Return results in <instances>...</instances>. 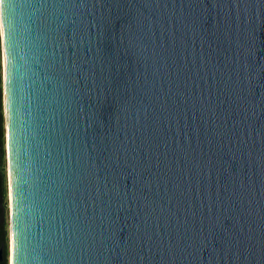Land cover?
<instances>
[{"label": "water", "instance_id": "1", "mask_svg": "<svg viewBox=\"0 0 264 264\" xmlns=\"http://www.w3.org/2000/svg\"><path fill=\"white\" fill-rule=\"evenodd\" d=\"M0 39L9 264H264V0H0Z\"/></svg>", "mask_w": 264, "mask_h": 264}, {"label": "rangeland", "instance_id": "2", "mask_svg": "<svg viewBox=\"0 0 264 264\" xmlns=\"http://www.w3.org/2000/svg\"><path fill=\"white\" fill-rule=\"evenodd\" d=\"M2 84H3V75H2V62H1V39H0V114H1V124L3 133L0 137V171L3 175V194L0 196V204L3 207V218L5 221V227L7 229V238H6V258L7 264H9V254H10V240H9V224H10V211H9V194H8V177H7V158H6V138H5V129H4V107L2 100Z\"/></svg>", "mask_w": 264, "mask_h": 264}, {"label": "trees", "instance_id": "3", "mask_svg": "<svg viewBox=\"0 0 264 264\" xmlns=\"http://www.w3.org/2000/svg\"><path fill=\"white\" fill-rule=\"evenodd\" d=\"M3 129L1 124V114H0V137L2 136ZM0 193L3 194V175L0 172ZM6 238H7V229L5 227V221L3 218V210L0 207V244L4 245V251L6 253ZM4 264H7V259H5Z\"/></svg>", "mask_w": 264, "mask_h": 264}, {"label": "flooded vegetation", "instance_id": "4", "mask_svg": "<svg viewBox=\"0 0 264 264\" xmlns=\"http://www.w3.org/2000/svg\"><path fill=\"white\" fill-rule=\"evenodd\" d=\"M1 172V171H0ZM1 186V185H0ZM0 196H1V193H0ZM0 207L2 208V210H3V207H2V205L0 204ZM5 259H7L6 258V253H5V251H4V245L3 244H0V264H4V262H5ZM8 261V260H7Z\"/></svg>", "mask_w": 264, "mask_h": 264}, {"label": "bare ground", "instance_id": "5", "mask_svg": "<svg viewBox=\"0 0 264 264\" xmlns=\"http://www.w3.org/2000/svg\"><path fill=\"white\" fill-rule=\"evenodd\" d=\"M1 62H2V75L4 77V57H3L2 52H1ZM2 87H3V84H2ZM2 91H3V88H2Z\"/></svg>", "mask_w": 264, "mask_h": 264}]
</instances>
